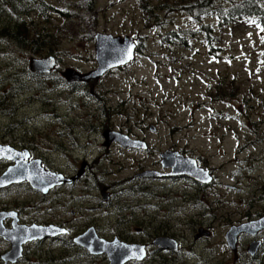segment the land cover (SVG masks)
<instances>
[{"label":"rangeland","instance_id":"obj_1","mask_svg":"<svg viewBox=\"0 0 264 264\" xmlns=\"http://www.w3.org/2000/svg\"><path fill=\"white\" fill-rule=\"evenodd\" d=\"M45 1L57 10L72 8L69 0ZM94 1L93 36L99 33L135 39L139 51L134 61L104 76L96 85L100 104L88 94L89 89L80 87L77 94H71L65 83L53 86L59 72L68 68L84 73L96 68L94 41L81 39L83 35L71 39L68 34L59 39L55 55L58 70L52 80L41 83H47L46 89L28 83L26 71L34 56L8 40L3 45L1 41L0 92L6 96L0 93V101L6 100L8 107L16 108L12 117L0 116L1 128L16 125L18 134L32 131L41 148L53 143L57 130L65 128L96 127L128 133L139 129L142 131L134 134L145 135L150 152L113 158L120 160L116 167H122L113 175L115 178L130 177L137 168L139 172L150 168L157 161L158 151L175 147L200 156L215 176L216 184L204 190L203 201L216 202L223 217L196 219L198 224L213 227V241L221 240L231 224L256 217L258 211L264 214V30L244 25L226 29L219 56L212 57L198 42L192 43L193 50L160 44L163 34L188 25L182 16L176 15L170 25L166 20L154 27L144 23L136 0ZM11 3L12 9L9 5L0 9V28L11 20L16 22L21 15L18 5L28 7L26 0ZM26 19L39 25L43 21L41 14L34 13ZM49 19L54 24L60 21L57 13ZM18 83H25L26 88L19 89ZM10 86L18 88L17 93L11 94ZM82 139L84 145L86 139ZM135 185L144 184L137 180ZM148 185L151 183L144 186ZM154 185L170 192L166 179ZM162 216L156 214L158 220Z\"/></svg>","mask_w":264,"mask_h":264},{"label":"flooded vegetation","instance_id":"obj_2","mask_svg":"<svg viewBox=\"0 0 264 264\" xmlns=\"http://www.w3.org/2000/svg\"><path fill=\"white\" fill-rule=\"evenodd\" d=\"M1 41V45L5 44L4 39ZM52 74L42 77L50 79ZM60 77L54 79V87L61 84ZM101 79L73 84L89 89L88 94L102 104L95 91ZM73 84H67L69 91L77 94ZM34 86L46 89L47 83ZM15 89L10 86L8 91ZM0 93L5 98L6 93ZM0 102L3 104L0 116L12 117L15 113L8 115L6 100ZM12 108L15 112L14 105ZM16 127L0 126V146L14 149L23 163L38 162L40 170L54 175L57 182L46 191H36L28 182L0 188V264H112V260L115 264H264V231L256 235L239 234L233 249L226 241L229 229L264 217L263 211L231 224L219 241L212 240V226L197 223L198 217L202 220L223 217L216 202L203 201L204 190L214 187L216 181L200 156L168 147L157 152V161L150 168L140 172L137 168L130 177L115 178L113 175L122 167H116L120 160L113 158L150 152L145 135L134 134L142 130L128 133L96 127L65 128L57 130L53 143L41 148L36 134L32 131L18 134ZM106 132L144 146L139 149L117 143L106 146ZM82 137L86 139L84 145ZM166 151L192 159L208 176L201 180L162 167L161 155ZM14 165L13 160H0V177ZM160 179L169 181L170 192L164 191L166 187L154 185ZM137 180L151 185L137 186ZM27 196L34 200H28ZM157 213L163 215L160 220ZM88 233L100 241V252L93 253L86 247V239L81 241ZM109 245L117 247V252H108ZM250 247L254 250L252 254Z\"/></svg>","mask_w":264,"mask_h":264},{"label":"trees","instance_id":"obj_3","mask_svg":"<svg viewBox=\"0 0 264 264\" xmlns=\"http://www.w3.org/2000/svg\"><path fill=\"white\" fill-rule=\"evenodd\" d=\"M26 2V9L18 5L21 15L16 22L11 20L0 28V40H8L36 58L55 56L60 46L59 39L65 38L67 34L71 39L83 35L81 39L94 41V33H91L96 25L94 0H69L72 4L69 10H57L45 0ZM136 3L147 25L160 27L166 20L170 25L176 15L186 19V27L178 26L161 36L160 44L167 48L193 50L192 43L198 42L208 55L218 57L221 50L219 45L223 41L221 36L226 29L244 25L264 30V0H157L154 3L153 0H136ZM7 5L12 9L14 3L11 0H0V9ZM28 12L36 16L41 14L42 24L26 19ZM54 13L59 14L60 21L57 24L49 19ZM138 51L137 45L136 52ZM26 73L29 84L35 85L45 80V77L32 75L29 70ZM59 83H65V80L60 78ZM73 86L76 93L80 91V84ZM18 88H26L25 83H18ZM16 89L11 90V94L17 93ZM246 102L247 100H243V103ZM2 111L3 104L0 105V112ZM7 111L8 115L14 113L11 106Z\"/></svg>","mask_w":264,"mask_h":264},{"label":"water","instance_id":"obj_4","mask_svg":"<svg viewBox=\"0 0 264 264\" xmlns=\"http://www.w3.org/2000/svg\"><path fill=\"white\" fill-rule=\"evenodd\" d=\"M135 51L136 40L131 37L125 36L122 38L97 33L94 37V60L96 63V69L88 73H80L74 69L68 68L61 73V77L67 84L97 81L108 72L115 69H121L130 64L134 60ZM57 65L58 62L55 56L31 58L29 61V71L32 75L48 76L56 71ZM150 129L155 130L154 127H150ZM104 139L106 146L111 143H117L125 148L131 147L139 149L141 146H144L142 143L129 141L127 137L116 133L106 132L104 134ZM16 154L18 153H16V151L11 147L0 146V160H13L16 162V165L9 168L4 175L0 177V188L15 183L28 182L34 190L46 191L47 189L52 188V186L57 182V178L54 175L40 170L38 162L30 164L23 163L21 159L18 160ZM160 163L162 167L170 168L174 173L179 175L198 178L201 180H205L208 176L207 172L202 169H198L195 166L192 159H184L178 153H172L170 151L164 152L161 155ZM261 231H264V217L237 227H232L226 235V241L233 249V245L239 234L256 235ZM85 239L86 247H89L92 252H100L101 243L93 236L92 233L86 234V238L82 237L81 241L84 242ZM108 247L110 249L108 252H117V247L113 245H109ZM253 251V249L249 250L251 254L254 253ZM112 264H115V260H112Z\"/></svg>","mask_w":264,"mask_h":264},{"label":"bare ground","instance_id":"obj_5","mask_svg":"<svg viewBox=\"0 0 264 264\" xmlns=\"http://www.w3.org/2000/svg\"><path fill=\"white\" fill-rule=\"evenodd\" d=\"M10 77V76H9ZM11 82H12V80H11ZM15 100V99H14Z\"/></svg>","mask_w":264,"mask_h":264}]
</instances>
